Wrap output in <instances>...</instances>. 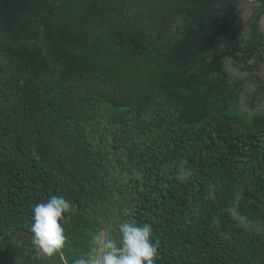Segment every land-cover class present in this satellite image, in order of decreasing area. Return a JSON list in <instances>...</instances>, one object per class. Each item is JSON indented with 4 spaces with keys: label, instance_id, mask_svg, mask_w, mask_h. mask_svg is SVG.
I'll list each match as a JSON object with an SVG mask.
<instances>
[{
    "label": "trees",
    "instance_id": "trees-1",
    "mask_svg": "<svg viewBox=\"0 0 264 264\" xmlns=\"http://www.w3.org/2000/svg\"><path fill=\"white\" fill-rule=\"evenodd\" d=\"M208 2L0 0V264L54 195L74 205L61 263L133 219L156 264H264V113L214 74L242 44L170 27Z\"/></svg>",
    "mask_w": 264,
    "mask_h": 264
},
{
    "label": "flooded vegetation",
    "instance_id": "flooded-vegetation-1",
    "mask_svg": "<svg viewBox=\"0 0 264 264\" xmlns=\"http://www.w3.org/2000/svg\"><path fill=\"white\" fill-rule=\"evenodd\" d=\"M260 9L262 12H259ZM181 16L174 17L171 30L181 23L188 29H200L203 40L218 43L217 51H228L237 41L241 49L236 55L223 57L221 70L214 74L224 76L230 86L238 84V106L241 112L252 117L264 113V4L260 0H209L200 9V19L187 23ZM262 41L246 55V47ZM213 51L209 56L213 57ZM247 56V57H246Z\"/></svg>",
    "mask_w": 264,
    "mask_h": 264
},
{
    "label": "clouds",
    "instance_id": "clouds-1",
    "mask_svg": "<svg viewBox=\"0 0 264 264\" xmlns=\"http://www.w3.org/2000/svg\"><path fill=\"white\" fill-rule=\"evenodd\" d=\"M186 171L183 175H190ZM182 178V177H181ZM240 194L235 195L233 206L228 209L237 226L248 227V218L239 213ZM74 210L63 196H51L46 202L33 207L30 230L31 241L36 249L48 257L57 254L67 240L62 222L64 214ZM118 235L99 232L92 238V247L86 257H80L73 264H156L157 243L153 242L152 226L143 225L133 219L118 224Z\"/></svg>",
    "mask_w": 264,
    "mask_h": 264
},
{
    "label": "rangeland",
    "instance_id": "rangeland-1",
    "mask_svg": "<svg viewBox=\"0 0 264 264\" xmlns=\"http://www.w3.org/2000/svg\"><path fill=\"white\" fill-rule=\"evenodd\" d=\"M59 255L62 263L67 264L63 254ZM6 259L7 264H62L56 254L48 257L40 253L32 244L31 237L20 232L15 233Z\"/></svg>",
    "mask_w": 264,
    "mask_h": 264
},
{
    "label": "water",
    "instance_id": "water-1",
    "mask_svg": "<svg viewBox=\"0 0 264 264\" xmlns=\"http://www.w3.org/2000/svg\"><path fill=\"white\" fill-rule=\"evenodd\" d=\"M101 232H104V233H106V229H105V228H103V229L101 230Z\"/></svg>",
    "mask_w": 264,
    "mask_h": 264
}]
</instances>
